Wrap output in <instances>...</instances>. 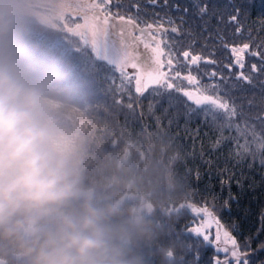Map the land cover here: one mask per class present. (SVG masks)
<instances>
[{
    "label": "snow or ice",
    "instance_id": "obj_1",
    "mask_svg": "<svg viewBox=\"0 0 264 264\" xmlns=\"http://www.w3.org/2000/svg\"><path fill=\"white\" fill-rule=\"evenodd\" d=\"M54 7L62 35L45 50L84 98L171 146L186 192L166 237L181 244L177 264H264V0Z\"/></svg>",
    "mask_w": 264,
    "mask_h": 264
},
{
    "label": "clouds",
    "instance_id": "obj_2",
    "mask_svg": "<svg viewBox=\"0 0 264 264\" xmlns=\"http://www.w3.org/2000/svg\"><path fill=\"white\" fill-rule=\"evenodd\" d=\"M109 211L84 187L41 88L0 60V253L15 264H130Z\"/></svg>",
    "mask_w": 264,
    "mask_h": 264
},
{
    "label": "trees",
    "instance_id": "obj_3",
    "mask_svg": "<svg viewBox=\"0 0 264 264\" xmlns=\"http://www.w3.org/2000/svg\"><path fill=\"white\" fill-rule=\"evenodd\" d=\"M60 35L54 24L42 21L13 18L10 23L3 22L0 60L30 65L47 107L55 113V124L66 121L75 128L66 141L80 159L82 183L94 188L98 197L107 198L112 211L109 224L116 235L133 225L130 209L135 202L133 198H128L126 205L118 201L136 195V204L148 203L151 212L143 214L132 230L136 236L131 244L117 243L124 258L130 264H177L181 244L166 237L175 229L179 219L176 209L186 192L180 173L169 164L171 146L160 133H142L117 124L109 110L97 109L86 100L68 63L55 51L45 50L46 44ZM197 165L198 161H193L188 167L195 170ZM169 249L174 255L171 259L167 257ZM0 257L6 264H15L11 254L0 253Z\"/></svg>",
    "mask_w": 264,
    "mask_h": 264
},
{
    "label": "rangeland",
    "instance_id": "obj_4",
    "mask_svg": "<svg viewBox=\"0 0 264 264\" xmlns=\"http://www.w3.org/2000/svg\"><path fill=\"white\" fill-rule=\"evenodd\" d=\"M55 4L56 0H0V24L3 22L10 23L13 18L36 20L54 24L51 17L55 10ZM13 64L22 72V74L32 80L35 84L37 83L36 71L30 65L23 62H16ZM47 110L53 118L55 113L52 110L50 111L48 107ZM56 124L58 125L59 122L57 121ZM58 129L65 139H67L75 128L70 123L64 121L58 125ZM133 198L139 200L137 196H134ZM145 205L146 202H141L139 209L144 208Z\"/></svg>",
    "mask_w": 264,
    "mask_h": 264
},
{
    "label": "flooded vegetation",
    "instance_id": "obj_5",
    "mask_svg": "<svg viewBox=\"0 0 264 264\" xmlns=\"http://www.w3.org/2000/svg\"><path fill=\"white\" fill-rule=\"evenodd\" d=\"M133 196H136V195H131V197H129V199L132 198ZM93 199H94L95 204L98 207L103 208L105 210H109L108 209V200H107V198H105V196H103V197L99 196L98 197L97 193H96L93 196ZM127 199L128 198L123 197L120 201H118V203L120 205H126L128 203L127 201H129ZM133 201L136 202L137 200L134 199ZM135 202H133L132 208L130 209V212L132 213V216L134 215V217H133V225L130 228L124 227V229L121 230L117 235L115 234V238L117 239L116 240L117 241L116 244L117 243H121L122 245L131 244V240L136 236V235L135 236L133 235L132 230L136 227L137 223L140 221V218L142 217L143 214H149L151 212V208L149 207L147 202H146L145 207L144 208H140V209H139V205L141 204V202L138 203V204H136ZM111 212L112 211H109V215H110ZM108 223H109V216H108ZM132 236H134V237H132Z\"/></svg>",
    "mask_w": 264,
    "mask_h": 264
},
{
    "label": "water",
    "instance_id": "obj_6",
    "mask_svg": "<svg viewBox=\"0 0 264 264\" xmlns=\"http://www.w3.org/2000/svg\"><path fill=\"white\" fill-rule=\"evenodd\" d=\"M113 144L114 145L117 144V140L116 139L114 140ZM86 189L90 190L93 196L95 195V191H94L93 188H86ZM168 256H169V258H172L173 257V254H172V251L171 250L168 252ZM4 263H5V260L2 259V258H0V264H4Z\"/></svg>",
    "mask_w": 264,
    "mask_h": 264
}]
</instances>
